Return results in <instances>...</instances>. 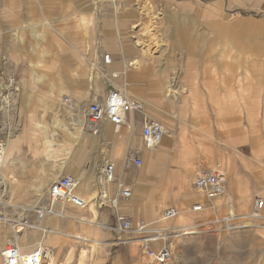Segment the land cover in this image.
<instances>
[{
  "label": "rangeland",
  "instance_id": "rangeland-1",
  "mask_svg": "<svg viewBox=\"0 0 264 264\" xmlns=\"http://www.w3.org/2000/svg\"><path fill=\"white\" fill-rule=\"evenodd\" d=\"M180 15L182 17L179 19ZM192 18H196L197 29L204 34L198 41L200 51L182 49L183 39L188 38L187 26L184 34H174L181 20L189 23ZM82 19L84 23L81 22ZM114 19L126 24V34L130 37L132 49L124 51L125 53L104 51L99 54L100 62H104L105 54L110 56L111 64H105V67L100 63L96 65L98 54H92L93 49L99 50L100 39H105L104 27ZM211 24L220 25L213 27L212 35L208 34L211 32ZM76 32L80 34L77 35ZM79 37L78 49L82 50V54H76L75 49L71 50L70 47V43H78ZM144 45L150 51L145 57L149 65L141 70L140 84L160 88L161 78L166 80V95L170 97L169 100L157 99L161 95L160 90H153L150 94L153 96L152 102L165 113L163 119L168 122L173 119V127L160 122L172 133V139L178 141L180 149L178 156L160 155L161 162H168L176 157L180 162L190 165L196 158L205 163L208 160L219 162L224 159L229 174L225 185L232 183L234 174L239 186L261 180L264 182V151L263 155L260 154L259 147L251 144L254 136L261 137L264 132V0H0V91L3 92L9 80L13 85L16 84L10 105L2 107L0 104V119L3 120L6 115L15 133L20 125L21 142L24 143L21 155L25 159L26 171L30 173L22 177L18 168L15 172L4 170L13 194L6 189L8 195L2 200V203L9 202L12 206L0 203V251L9 244L6 242L2 246V238L24 227V221L29 224L38 223L47 230L54 229L53 224H39L34 213V209L46 207L44 198L47 197V190L45 195H41V201L38 200L40 197H36L37 194L30 191L23 197H15L16 185L12 183L15 176L22 182L30 183L36 175L44 171L41 168L48 172L53 166L56 172L52 173V184L64 172V165L57 162L58 159H66L72 155L65 154L61 143L54 140L56 143L53 144V154L46 155L47 158H54L53 163L44 159L42 151L49 148L45 141L41 140L42 133L36 129L35 124L40 121L48 125L53 133L57 128V122L54 124V112L50 109L44 112V100H49L47 82L55 83L58 76H62L74 89L88 90V98L78 104L82 105L80 108L84 110L88 100L97 96L103 97L102 95L108 92L107 89L103 90L102 76L98 77L92 71L93 65L101 66L107 74L106 67L120 66L133 56H138L137 53L143 54L141 47ZM204 47H208L207 52ZM117 69L113 66L108 72L109 75L117 76L120 72L123 73ZM244 70H247L250 76H245ZM244 76L247 82H244ZM130 81L128 76L126 82ZM176 83L180 86V92L171 97ZM108 85L106 80L105 87ZM15 87L13 86L14 89ZM94 89L102 91V94H94ZM42 94L45 97L43 99L40 98ZM59 95L61 96L58 100L64 99L61 92ZM72 96L74 97L70 98L69 93L65 94V98L76 105L77 95ZM3 97L0 94V101ZM58 100L55 104L59 109L57 113L66 108V111L63 109L58 116L70 125L72 116L76 118V110L79 107H72L70 104L66 107L62 105L60 109ZM150 117L158 120L154 116ZM8 134L6 129L0 131V140L5 143V147ZM55 136L56 134L53 135ZM136 139L142 144L141 135L136 136ZM137 156L141 158L140 154ZM91 158L92 156L80 146L71 166L81 167L84 160L90 161ZM127 169H132L133 174H138L140 170L132 166L124 168L125 171ZM204 169L213 170L216 167L207 164L206 168H188L190 194L198 195L193 188V182L197 174ZM126 183L129 184L127 181ZM152 184L154 188L151 197L155 200L152 208L158 217L141 214L139 218L130 219L134 227L142 221L149 223L159 220L162 211L168 208L158 201L160 195L156 179ZM25 188L27 190V187ZM259 188H253L254 196L248 205V213L253 211L255 195L264 196V190L260 193ZM3 189L0 187V194ZM199 194L207 201L203 211L193 212L191 207L184 209L176 203L179 215H192L194 219L187 222L185 218L183 225L196 228L190 231L194 234H180L178 238L170 240L174 256L168 264H264V220L236 217L231 218L229 224H225V220L219 219L227 215V210L217 207L224 198L209 200L204 194ZM87 203L92 214L89 220L93 223H87L89 220L82 221L90 227L82 229L80 233L85 235L86 231H90L88 241L81 242L73 237L61 235L55 244L46 245L54 250V255L57 256L56 264H79L82 249L86 251L82 264H102L106 253L110 254L109 258L112 260L116 249L123 253L127 263L150 264L136 240L140 237L136 232L128 234L129 237L136 238L135 245L120 244L109 247L100 240L90 238L95 237L98 229L94 219L97 206L93 202ZM32 205L34 208L31 212L22 210V206ZM64 209H67L68 214L76 211L69 206ZM185 210L187 212L184 213ZM100 212L106 214L104 211ZM121 212L127 215L124 211ZM235 212L237 215L242 214V207ZM232 213L231 208L229 214L232 216ZM44 220L45 218L41 221ZM110 222L113 226L115 220L110 219ZM175 222V219L165 222L166 224L158 222L153 229L177 227ZM228 225L232 228H228ZM62 232L68 231L64 227ZM184 233L187 231L182 234ZM108 238L114 239L110 231ZM96 241L102 242L103 246L95 245ZM178 242L182 243L181 250L177 246ZM156 244L152 243L151 247L156 249L160 246L159 243L157 246ZM0 262L3 264L1 257ZM106 264H110V261Z\"/></svg>",
  "mask_w": 264,
  "mask_h": 264
},
{
  "label": "crops",
  "instance_id": "crops-1",
  "mask_svg": "<svg viewBox=\"0 0 264 264\" xmlns=\"http://www.w3.org/2000/svg\"><path fill=\"white\" fill-rule=\"evenodd\" d=\"M181 17H182L181 15L178 16L179 19ZM186 26H187V30L189 29L188 38L183 39L184 46L182 49L185 51L188 49H191L192 51H197V50L200 51L201 46L198 47V41L202 39L201 37H203L204 34L197 29L198 24H197L196 18H192V20L189 23H184L183 20H181L180 24H178V28L174 31V34L176 36L184 34L186 30ZM214 26H220V25L211 24L209 27L211 32H209L208 34L212 35ZM74 28H79V26L78 27L74 26ZM126 29H127L126 24L120 23L115 19L112 20L107 27H104L105 31L103 32V36L105 39H103V41H101L100 39L99 50H96L94 48L93 53H92V54H98L96 65L100 63L103 66H105V62L101 63L99 59L100 58L99 54H103L102 52L104 51H109L111 53H114V52L125 53L124 51H129L130 49H132L130 37L127 36ZM76 34L78 35L80 33L76 32ZM78 39H80V37L77 38V40ZM77 42H78L77 44L70 43L71 50L75 49L76 54H82V50L78 49L80 46L79 40ZM137 46H140V45H137ZM145 47L146 45L141 47V51L143 54L137 53L138 56H133V58L129 60L127 63H123L120 66H115V65L108 66L110 68L114 66L115 68L122 70L123 73L120 72L115 77L110 76L109 73H107L105 78L107 79L108 77V81H109L108 87H105V83H104L105 78H101L103 80V85H104L103 90L107 89L108 91L110 89H116L118 87L122 88L124 92H121V93L131 96L133 98H136L139 101H142L143 106H144V113L147 116V118L153 119L150 116H154L156 119H158L157 121L159 122L161 121L165 123V125H169L170 127H173L174 125L173 119L169 120V122L163 119L162 116L165 113L159 108V106L156 103L152 102L153 96L152 94H150V92H152L153 90H160L161 95H159L157 99L159 98L162 101L169 100L170 97L168 95L166 96V89H167L166 80L164 78H161L160 88L159 87L155 88L152 85L145 86L142 83L140 84L141 81L139 79V75L141 74V70L142 68L149 65L147 61L145 60V57L147 54L150 53V51L146 49ZM204 48H205V52H207L208 47H204ZM132 53L135 54V51H133ZM46 54H48V52ZM92 54H91V57L93 58V61H95V58L92 56ZM93 61L92 63H94ZM135 61H138V63L140 61L139 65L137 66L131 65ZM109 64H111V60ZM244 71H245V76L249 75L247 70H244ZM128 76L131 80L129 83L126 82V79L128 78ZM245 76H244V82H247ZM46 86H47V91H48L47 94L49 96L48 97L49 100L47 99L44 100V103H43L44 112L48 111L49 109L52 110L55 114L54 124L56 122H59L60 124H63L65 129L61 128L62 129L61 130V129L55 128L56 131L55 133H53V131H51L48 125L43 124L42 122L38 121L37 123H39L40 126L42 127L41 140L51 141V143H53L54 140H57L58 142L61 143V149L64 150L65 154H68V155L72 154L71 157H68L66 159H58L57 162H60L62 165H64L62 167L64 172L60 174V177L62 176L78 177L80 180V184H82L80 185L81 188L79 187V193L84 198H86L85 199L86 202L89 201L90 203V200L92 199L91 197L92 194H96L98 190V185L96 182L97 173H98L100 166L103 163H105L107 159L111 160L115 164V179L120 180L121 182H125V183L127 181L132 189L131 198L121 202V211H124L125 213H127V215L125 216L128 217L129 219L139 218L141 214L146 215L148 217H153V218L157 216L156 213L154 214L153 212L154 210L152 208V205L153 203H155V200H152V197H151L152 192H153L152 189L154 188L152 182L154 179H156V181L158 182L157 184L159 187L158 194L160 195V198H158L159 199L158 201H160L161 204H165L166 206H168V208L177 207V205L180 204L184 209L191 207V210L193 212H198V211L204 210V203H207V201H205V198L199 193L198 195H193L189 193L190 188H189V184L187 180L188 168L190 169V167L192 166L195 168L196 167L206 168V165L210 164V165H214L216 169H219L220 172L224 175L225 179L229 178V174L227 172L224 159L223 160L221 159V161L219 162L208 160L205 163V162H202V159L196 158V159H193L192 162H190L191 166L189 164L180 162L179 159L176 157L174 159L173 158L169 159L170 161L168 162H161L160 155L162 154H167V155L172 154L173 156L179 155L180 149L178 147V141H175L174 139H172V136H171L172 133L169 132L170 133L169 136L164 137L163 140L161 141V145H159L156 149L149 151L146 148H144L143 143L141 144L140 141L136 139V136L138 137L139 135H141L142 122L144 120V117L141 115L130 116L129 119H132V121H134V126L131 130H128L124 126L114 127V129L112 130L111 137L106 135V129L108 128L112 129L111 127L113 126L106 121L103 122V124L101 125V131L98 136H92L91 134H89L88 132L84 130L82 134H79L77 131L74 130V127H73L74 116H72V121L70 125H68L64 119L58 116V114L61 113L64 109V108L61 109L62 105L63 107L64 106L66 107L67 105L69 106L71 104L70 106L72 107L77 105V107L80 108L82 105H78V104L83 103V101L88 98L89 91L86 89L84 90L77 89V88L74 89L73 87L68 85V81L63 79L62 76H58L55 83L53 81L47 82ZM179 90H180V86L178 83H176L172 89L173 95L171 97H174V94L179 93L180 92ZM10 91L13 95L9 99L11 102L15 94L13 92L14 90H10ZM59 92L63 94L62 96L64 98H65L66 93L70 94V98L74 97L72 95H77L78 100H77L76 105L70 102L66 103L64 102V99L58 100L61 96L59 95ZM5 93H6L5 89L3 90V92L0 91V94L2 96H5L6 95ZM93 93L96 95H101L102 91L94 89ZM42 96H40L41 99L45 98L44 94H42ZM102 96L104 97L105 95L103 94ZM179 96L181 95L179 94ZM103 97L97 96L95 98H103ZM56 100H58L57 102L60 103V109L62 110L59 113H57L59 109L55 107ZM10 102L8 103L9 105H10ZM8 104L7 105L1 104V106L7 107ZM64 110L66 111V108ZM56 118L60 121H57ZM4 119L6 121L3 122ZM3 120L0 119V124L2 127L0 131H4V129L8 130V133H9L8 141L12 140L13 143H12V148L10 149V152L8 153V156L3 161V163L0 165H2L3 171L9 170V171L15 172L16 169L18 168L19 172H22V175H21L22 177L30 175V173L26 171L25 159L21 155V147L24 143H22L21 142L22 140L19 139L21 137L20 127H19L20 125H18V132L15 133V131L13 130V126H11L6 115H4ZM133 130L136 134L135 136L133 135ZM55 134L56 136L53 137V135ZM49 137H51V139H49ZM251 144L255 147L258 146L260 154L263 155L264 132L262 133L261 137L254 136L251 140ZM13 145L15 147H13ZM80 146H82V148L85 149L86 152L92 156V158L90 161L88 159L84 160L81 167L71 166V161L74 160L75 155L77 154L78 148H80ZM68 148H70V150ZM44 149L42 151L43 156L45 157L44 159L48 162L53 163V160L51 159L52 157L48 159L45 156V154L46 155L50 154L51 156V154H53L52 152L53 150L47 149L46 151H44ZM132 154H135V155L140 154L141 159L144 160V167H140L138 174H133L131 171L132 169H129V170L127 169L126 171L124 170V159L128 155H132ZM103 160L105 162H102ZM116 167H117V170H116ZM43 169L44 171L36 175L33 181L30 183L22 182V180H19L15 176L14 180L17 181V184H15L16 187H14L15 188L14 193H16L15 197H18V196L23 197L28 191L37 194L36 197L40 195H45V191L47 190L48 192V189L50 187L49 185H51L50 182L53 179L51 174L53 172H56V168L52 166L50 167L48 172L45 171V168H41V170ZM39 180H42L44 183V187H43L44 189L40 193L35 191L39 183ZM261 181L250 183V184L249 183L244 184V186H239L236 182L235 174H234L232 183H230L228 186L226 184L227 196L224 198L223 202L219 203V205L217 206L220 209L223 208L227 210V215L219 220L229 219L231 222L232 217L233 218L239 217L243 219H255L251 217L252 213L251 214L248 213V205L251 201V198L254 196V195L252 196L254 187H260L259 188L260 193L262 192V190H264V187L263 188L261 187L264 185V182H261ZM25 187H27V190ZM7 189L9 190V188ZM108 191L110 195L115 194V184L109 185ZM2 195L5 198V196L8 195V192L7 191L5 193L3 192ZM88 197H91V199L89 198L90 199L89 200ZM46 198L47 197L44 198L45 201H46ZM21 202H23V198ZM32 202L33 201H29V203H32ZM194 205H200V210H194L193 209ZM253 206H254V198H253ZM69 207L74 209L71 206ZM239 207H242L243 213L240 215H237L235 210L238 209ZM231 208L233 210L232 216L229 214ZM89 209H90L89 206L88 208L83 209V210L74 209L76 211L79 210L80 212L71 211V213L69 214L66 213L67 209H65L66 211H63L61 213L62 216L53 215V214H46V215H52L59 219V225H58L59 232H61L62 234H66V235L70 234L71 232L70 235H72V233L73 235H75L77 232L80 233L82 229H87L88 227H90V226H87L89 224L81 221V220H89L92 218L91 216L92 214H90ZM97 209L99 211L106 212V214L103 215L101 214V212L99 213ZM95 212H96L95 218H94L96 219L95 227L98 228L97 231L100 237H97L98 239H96V237H93V236L90 238L95 239V240H100L104 242L105 246H109V247L118 246L120 244L126 245L125 243H118L117 245L115 244V241H118V238L113 232V230L111 229L112 224L110 222V219L112 220L114 219L113 212L110 211L109 209H99L98 207L95 208ZM185 212L187 211L185 210L184 213ZM263 212H262L263 217L255 219V220H264ZM80 213L83 215H78ZM86 216H88L89 218ZM192 217H193L192 215H188L187 217H184L183 215H178L175 218L176 222H178V223L175 222V224H178V226L172 227V228H178L179 232L176 236H171L170 240L178 238L180 234L184 236L189 235L188 233H184V234L182 233L186 231L190 232L192 228H196L195 226L183 225V221L185 223L186 221L190 222L191 220H194ZM185 218H186V221H185ZM179 223L182 225H180ZM163 224H166V223L163 222ZM243 226H245V224ZM64 227L67 229L68 231L67 233L62 232V229ZM164 229H167V227H164ZM50 231H52V229ZM109 231L113 234V238H114L113 240H110L108 238ZM111 241H113V243ZM157 245L158 243L156 244V246ZM177 246L179 250L182 249V243L178 242ZM109 255L110 254L106 253V256L104 258L105 259L104 264H106L108 261H110V264H132V263L126 262V259L124 258L123 253H121L118 249L115 250L114 259L110 260Z\"/></svg>",
  "mask_w": 264,
  "mask_h": 264
},
{
  "label": "built area",
  "instance_id": "built-area-1",
  "mask_svg": "<svg viewBox=\"0 0 264 264\" xmlns=\"http://www.w3.org/2000/svg\"><path fill=\"white\" fill-rule=\"evenodd\" d=\"M104 62L108 64L109 55H104ZM67 99V98H66ZM83 130L92 136H98L103 122H108L114 127L124 126L131 130L134 121L129 119L133 115L144 117L141 128V139L144 148L151 151L158 147L164 137L169 136L167 128L159 121L147 118L144 113V106L141 101L131 96L122 94L116 89H110L103 98H94L87 102L84 110ZM5 148V143L0 140V152ZM143 161L135 154L128 155L124 159V168L141 167ZM114 165L103 163L97 173L96 182L98 190L90 200L99 209H109L113 212L115 223L111 227L118 238V242L124 243L123 236L130 232L140 235L138 242L148 258L150 264H168L173 260L174 251L170 243V237L177 235L178 228L153 229L155 223L140 222L134 227L132 221L121 212V202L130 199L132 189L129 184L114 178ZM115 183V194L110 195L107 185ZM80 180L75 176H62L57 178L49 187L46 207L36 209L34 212L36 220L42 219L46 214L59 213L54 204H66L77 209H86L88 203L79 193ZM193 188L197 193H202L209 200L225 198L227 188L225 177L216 170H201L194 182ZM200 208V207H198ZM264 211V200L261 196L255 195L254 206L251 217L258 219ZM179 215L177 207L166 208L159 216L158 222H167ZM157 222V223H158ZM152 243H159L156 249L151 247ZM53 250L47 248H36L32 251H21L15 245L4 247L0 251L3 264H50Z\"/></svg>",
  "mask_w": 264,
  "mask_h": 264
},
{
  "label": "bare ground",
  "instance_id": "bare-ground-1",
  "mask_svg": "<svg viewBox=\"0 0 264 264\" xmlns=\"http://www.w3.org/2000/svg\"><path fill=\"white\" fill-rule=\"evenodd\" d=\"M81 22L82 23H84V20L82 19L81 20ZM139 45V44H138ZM96 55V54H95ZM105 55V54H104ZM103 55V56H104ZM110 62V61H109ZM109 62H108V64H109ZM139 63H140V61H139ZM139 63H138V61H135V62H133L131 65H133V66H137V65H139ZM106 64V63H105ZM106 66V65H105ZM104 66V67H105ZM107 68V72L106 73H108L109 72V70L111 69L110 67H106ZM118 71H119V69H117ZM92 71L94 72V74H96V76H98V77H101L102 76V78H105V76H106V74H105V71H103V69H102V67L100 66H95V65H93V69H92ZM122 73V72H121ZM114 75V74H113ZM109 76V75H108ZM113 77H115V76H113ZM110 78V77H109ZM107 80V82L109 83V81H108V77H107V79L105 78V81ZM105 81H104V83H105ZM120 83V82H119ZM121 85V84H120ZM13 86L15 87V85H13V82L12 81H10L9 80V82H8V85L5 87V90H6V92H8V94L7 95H5L2 99H1V104L2 105H7L9 102H10V98H11V96H13L12 95V93H11V91L10 90H15L16 89V87H15V89L13 88ZM113 86V85H112ZM122 86V85H121ZM116 89H118V91H120V92H124L123 90H122V88H120V87H118V88H116ZM123 89H124V87H123ZM123 94V93H122ZM127 94V93H126ZM172 94V93H171ZM167 96V95H166ZM64 102H70L69 101V99H66V98H64ZM75 107V106H74ZM76 112H77V114H76V118H74V120H73V126L75 127L74 128V130L75 131H77L79 134H82L83 133V130H82V125H83V120H84V112H83V109L81 110V108H79L78 110H76ZM36 126V129L37 130H39L40 132H41V129H42V127L40 126V124L39 123H36L35 124ZM57 128L58 129H65L64 128V126H63V124H60V123H58L57 122ZM112 129H110V128H108V129H106V135H108L109 137H111V135H112V130L114 129V126L113 127H111ZM61 129V130H62ZM120 137V136H119ZM20 140H21V137L19 138ZM12 140L11 141H8V143H7V145H6V147L4 148V149H2L1 150V152H0V164H2L3 163V161L6 159V156H8V153L10 152V149L12 148ZM56 142H53V143H51V141H45V144H46V146L50 149V150H52V148H53V144H55ZM159 145H161V142H160V144ZM158 145V146H159ZM13 147H15L14 145H13ZM46 147V148H47ZM156 149V148H155ZM52 155V154H51ZM45 156H46V154H45ZM50 158V157H49ZM48 158V159H49ZM52 160H54V158H51ZM104 159V158H103ZM107 159V158H106ZM55 162V161H54ZM103 162V161H102ZM105 163H109V164H113L114 165V168H115V164L111 161V160H109V159H107L106 160V162ZM101 165V164H100ZM217 165V164H216ZM1 166V168H0V187L1 188H4L5 187V189L3 190V192L5 193L6 192V189L7 188H9V192L10 193H12V190H11V188H10V186H8V178L6 179V174L4 173V171H3V169H2V165H0ZM142 167V166H141ZM140 168V167H139ZM116 170H117V167H116ZM213 170H216V169H213ZM218 170V172L219 173H221L220 172V170L219 169H217ZM216 170V171H217ZM222 174V173H221ZM52 175V174H51ZM55 175V174H54ZM223 175V174H222ZM53 177V176H52ZM76 177V176H75ZM78 178V177H77ZM114 178H115V170H114ZM79 179V178H78ZM38 181V180H37ZM36 182V181H35ZM12 183H14V185L15 184H17V181L16 180H14ZM111 184H115V183H111ZM111 184H108L107 185V189H108V187H109V185H111ZM13 185V184H12ZM37 185V184H36ZM35 185V186H36ZM82 185V184H81ZM16 187V186H15ZM44 187V183H43V181L42 180H39V183H38V185H37V187H36V192H38V193H40L41 191H43V188ZM80 188H81V186H80ZM116 188V187H115ZM3 192L0 194V203H2V200H3ZM13 194V193H12ZM93 195V197H94V195L95 194H92ZM13 196V195H12ZM134 196V195H133ZM37 197H40L38 200L39 201H41V195L40 196H37ZM92 197V198H93ZM262 198H263V200H264V196H261ZM84 198V197H83ZM131 198V197H130ZM86 198H84V200H85ZM37 200V199H36ZM46 200H47V198H46ZM86 202V201H85ZM2 204H4L5 206H8V207H10V206H12L9 202H3ZM64 206H66L65 204H61V203H59V204H54V208L56 207L57 209H58V211H59V213H62L65 209V207ZM72 207V206H71ZM198 207H200V205H194L193 206V209L194 210H200V208H198ZM34 207H33V205L32 206H22V210L23 211H25V212H31V209H33ZM74 208V207H73ZM21 209V208H20ZM37 209H39V208H37ZM74 209H77V208H74ZM35 211H36V209H34ZM79 210H83V209H79ZM251 214V213H250ZM53 215H56V214H53ZM52 215H45L43 218H45V220L44 221H41L42 219H40V220H36L37 222L39 221V224H48L49 225V223L50 224H53L52 226H53V230L52 231H50V230H47L46 228H43L41 225L39 226L38 225V223H35V224H29V223H27L26 221H24V227H20V229H18L17 231H13V232H11V233H9V234H7V236H5V238L3 237L2 238V243H1V245L3 246V245H5L6 244V242H9V244H7L6 246H9V245H15L16 247H18L21 251H32V250H34V249H36V248H47L48 246H46V245H48V244H55L56 243V241H57V238L59 237V236H61V235H64L65 237L66 236H70V237H73V238H75L76 240H78V241H81V242H84V241H88V236H89V234L91 233L90 231H86L85 232V235H84V233H76L75 235H70V234H62L61 232H59V227H58V225H59V219L57 218V217H55V216H52ZM58 216H62V215H58ZM263 217V216H262ZM233 218V217H232ZM3 220H6V219H3ZM81 221H85V220H81ZM158 222V220H156V221H154L153 223H157ZM225 222H226V224H229L230 223V220L229 219H225ZM20 223V222H19ZM87 223H93V221L91 220H89V221H87ZM51 226V225H50ZM229 226V225H228ZM17 227V226H16ZM231 226H229V228H230ZM17 229V228H16ZM187 233H193V232H187ZM99 233H98V231H96L95 232V237L97 238V237H100L99 235H98ZM134 239H136V238H131V237H129V235L128 234H126L125 236H124V239H122L123 241H125L124 243L125 244H131V245H135L136 244V242H134ZM118 243H120V242H118V241H115V244L117 245ZM95 245H102L103 246V243L102 242H100V241H96V243H94ZM50 248V247H49ZM85 254H86V251L84 250V249H82L81 250V253H80V258H79V264H82L81 262L83 261V259H84V257H85ZM105 261V260H104ZM103 261V263L102 264H104L105 262ZM57 263V256L56 255H54V250H53V255H52V257H51V262H50V264H56ZM0 264H2V262H0Z\"/></svg>",
  "mask_w": 264,
  "mask_h": 264
}]
</instances>
